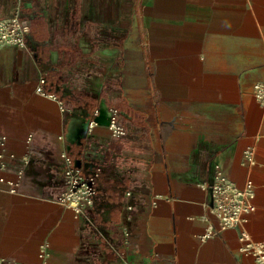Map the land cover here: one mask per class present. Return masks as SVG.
<instances>
[{
	"label": "crops",
	"instance_id": "1",
	"mask_svg": "<svg viewBox=\"0 0 264 264\" xmlns=\"http://www.w3.org/2000/svg\"><path fill=\"white\" fill-rule=\"evenodd\" d=\"M16 12L30 30L0 50V264H38L45 244L44 264H257L237 228L204 238L203 184L216 164L239 188L250 175L264 242V0H0V20ZM63 153L103 168L83 214L57 201Z\"/></svg>",
	"mask_w": 264,
	"mask_h": 264
},
{
	"label": "built area",
	"instance_id": "2",
	"mask_svg": "<svg viewBox=\"0 0 264 264\" xmlns=\"http://www.w3.org/2000/svg\"><path fill=\"white\" fill-rule=\"evenodd\" d=\"M29 30V26L23 22L18 12L9 18L1 19L0 50L6 46L25 47L26 35ZM45 84L46 78L43 76L39 80L37 92L41 95L58 99L62 112H69L62 100L56 95L48 94L45 91ZM257 88L259 89L258 96L264 98V85L261 87L258 85ZM95 115H98V111H95ZM96 125H98V122L93 120L90 123V128ZM108 129L112 138L116 140H120L128 134L126 125L121 121V112L118 108L113 107L110 109ZM0 144L4 146L5 139H1ZM245 154L248 161V171H251L253 164H255L254 147ZM3 156L4 154L1 152L0 158H3ZM61 157L65 164V186L57 201L61 205L73 209L77 214H83L88 207L94 204L103 168L102 166H95L91 172L85 173L75 166L72 158L66 153H63ZM0 182H5V180L1 178ZM7 183L12 187V192H15L19 186V182L7 181ZM203 187L210 191L212 202L210 212L217 222V228L214 224H209L204 238L213 237L222 230L237 228L240 230L241 251L250 252L256 258L257 264H264V242L255 241L247 228L248 216L256 210L254 203L255 192L250 175L247 176L244 186L239 188L229 179L222 167L216 164L212 182L203 184ZM47 247L48 244L43 246L40 254L41 262L38 264L45 263Z\"/></svg>",
	"mask_w": 264,
	"mask_h": 264
}]
</instances>
